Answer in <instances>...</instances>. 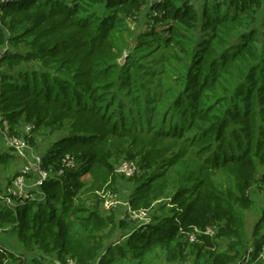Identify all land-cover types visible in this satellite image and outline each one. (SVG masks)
<instances>
[{"label":"trees","instance_id":"trees-1","mask_svg":"<svg viewBox=\"0 0 264 264\" xmlns=\"http://www.w3.org/2000/svg\"><path fill=\"white\" fill-rule=\"evenodd\" d=\"M262 6L263 0H206L200 10L190 0L1 3L0 50L7 43L25 47L8 49L0 62V110L10 131L23 124L41 137L60 136L42 154L46 170L58 172L69 154L83 167L44 181V202L27 199L15 211L1 203L0 224H14L27 250L55 253L65 263L114 264L127 250L137 259L161 246L194 264H238L249 242L239 206L251 205L247 192L264 167V23L256 25ZM146 16L161 27L145 26L130 46L131 23ZM27 62L45 71H8ZM119 151L141 156L145 168L180 167L173 198L183 211L175 207L132 232L115 258L104 242L125 221L86 204L74 209L73 198L93 167L114 173L110 159ZM8 155L0 153V162ZM168 176L156 172L142 181L132 207L149 208ZM194 226L217 232L191 243L185 232ZM262 243L256 240L255 254ZM9 260L17 258L0 250V264Z\"/></svg>","mask_w":264,"mask_h":264},{"label":"rangeland","instance_id":"rangeland-1","mask_svg":"<svg viewBox=\"0 0 264 264\" xmlns=\"http://www.w3.org/2000/svg\"><path fill=\"white\" fill-rule=\"evenodd\" d=\"M205 1L206 0H190V2L195 4L198 9H202ZM213 1L214 0H210V3H213ZM1 2L2 0H0V4ZM145 15L146 14L144 13L142 17H144ZM146 19L149 20L148 23H145ZM146 19H137L134 26L133 22L131 23L135 32L133 38H128V44L130 46H134V44H137V35H139V32H141L145 26H155L157 28L161 27V23L157 24L151 18L148 19V16H146ZM263 23L264 17L261 21L258 19L257 24H255L262 25ZM19 47L21 48H16L12 46V44L7 43L0 51L4 49H25L23 44H21ZM126 49L127 48H125L124 53L119 60L121 64L125 63L128 59V49ZM1 70L2 66L0 65V71ZM8 71L16 75H18L21 71H37L40 74L45 71V69L40 62H27L17 65L16 68L8 69ZM6 126L10 131V123L7 122ZM27 127L26 129H24L23 124H21L16 129L18 133L16 132V134H14L10 131L11 135H15L16 137H18L22 143L25 142L28 145L29 149L32 151V153L28 154L25 158H23V156H19L13 150V148H11L7 144L6 141L8 137V131L4 128L0 130V153L9 154L8 157H5V162H0V204L4 200V194L8 193V190L10 189L9 186L13 185L15 178L20 175L21 169L24 168L25 164L34 162L32 159V155L39 157L41 156L43 161L42 154H44L49 146L58 137H60H41L42 135L35 134L32 129H30L31 127H29L30 131H28ZM70 156L74 158V156ZM186 156L189 159L194 160L190 151H187ZM127 161H133L136 163L137 169L135 170V173L130 176L118 174L116 172V169L119 164L121 162L123 163ZM110 162L114 167V173L112 175L109 174L105 176V172L100 167H93L90 172L82 176L81 180L83 181L84 187L79 191L78 195L73 198V202L75 204L74 209L83 208L86 204L87 206L91 207V209L98 210L100 212V215H109L116 219L118 222H120L121 220L125 221V225L117 227V229L112 233L111 239H106L104 242L106 246H113L111 250L113 251V254L111 255L116 258V256L121 255L123 247H126L131 233L134 231L136 232L147 225V223L142 220L132 219V213L130 212V209H132L133 211H148V217L151 222L155 218L160 221L162 217L166 215H172L171 210L175 207L176 212L183 211L182 208L179 207L177 201L175 202L173 198V189L176 185V179L178 177V174L176 172H179L181 168L170 167L168 170H166V168H164L162 165L154 168H145L143 166V162L141 161V156H137L136 158L132 159L131 157L120 151L112 154ZM68 165L69 166H67L66 169H70L69 167H72V169L81 170L83 167L81 163L77 162L76 158L73 160V163L69 161ZM42 167L43 169H41V171L43 173L44 170L47 171L43 165ZM165 171L169 175L168 177L170 179V182L167 186H163L164 194H160L158 196H156L158 194L157 192L153 194V202L149 208H133L130 203V199L141 182L156 172L161 174ZM40 173L41 172L38 170H33L32 173L26 175L25 182L28 186V190L31 192V194H34L32 197L33 199L31 198L30 200L37 203L44 202L47 198L46 196L43 199L42 195H40L41 191L44 192L42 186L40 189H37L36 187L40 179H42L43 177L42 175L40 177ZM263 175L264 167H259L256 180L252 183L250 189L247 192V195L251 201V205L249 207L239 206L242 211H244L243 216L241 217L244 220L242 219L241 225L243 228H245L246 237L249 240L247 248L243 249L244 252L242 253V256L239 260L241 261L251 249V247H253V254L255 255V257L253 255V260H255L254 264H264V258L256 260V258L259 256V251L258 254H255L256 240H258L259 242L263 241L264 239V183L261 181ZM219 176V181H222L224 184H228L230 182V179L226 175L219 174ZM49 178L50 176L48 177V179ZM196 194V192L192 193V195L194 196ZM17 199L18 198H16V202H18ZM2 205L15 211L20 204H12L11 206L5 204ZM60 206H62L61 203H59V207ZM81 212L82 210H79L78 213ZM221 243L224 244L225 241H222ZM0 246L3 247L4 250L12 253L17 258V261H12V264H57V262H59L60 264H78L72 258H66L67 261L65 263V260L59 259L55 253L42 254L34 249L27 250L23 243L20 241L14 224H0ZM222 247L225 248L224 245ZM104 250L106 252V249ZM131 254L132 251L127 250L126 255L118 257L117 261L114 262V264H194L192 260H182L178 257L174 258L173 249L168 250L167 248L164 249L161 246L152 248L150 251L146 252L145 256H142L141 258L132 259L133 256ZM7 263L10 264V260L6 261V264ZM98 263L99 261L95 260L92 264Z\"/></svg>","mask_w":264,"mask_h":264},{"label":"built area","instance_id":"built-area-1","mask_svg":"<svg viewBox=\"0 0 264 264\" xmlns=\"http://www.w3.org/2000/svg\"><path fill=\"white\" fill-rule=\"evenodd\" d=\"M6 0H2L1 3L5 2ZM8 49H4L2 51H0V62H1V58L4 55V53L7 51ZM7 122L9 123V121L4 118L1 110H0V130L2 128L6 129L8 131V137H7V144L13 148V150L19 155V156H23V158L27 157L28 154H31L32 151L29 149L28 145L24 142L22 143L20 141V139L18 137H16L15 135H11L10 131L8 130V127L6 126ZM29 127H31L30 129H32V126L28 125V131H30ZM21 143V144H20ZM26 152V153H24ZM32 159L34 162H30L28 164H25L24 168L21 169L20 175H18L12 186H9L10 189L8 190L7 194H4V200H3V204L11 206L12 204H23L27 199H31L33 197V194H31V192L28 190V186L26 185V175L29 173H32L33 170H38L40 171V177L41 175L43 176L42 179H40L38 185L36 186L37 189L41 188L42 183L44 181H46L48 179V177H54L55 175H62L65 171V168L68 165V162L71 161L73 163V160L75 158L71 157L70 155H67L64 160H63V167L56 173H54L52 170H44V173L41 171V169H43L42 165H43V161H42V157L40 156H33L32 155ZM137 169L136 163L133 161H127V162H121L119 164V166L116 169V172L120 175H133L135 173V170ZM47 175H46V174ZM43 199L46 197V194L41 191V194ZM16 198H18V202H16ZM33 199V198H32ZM130 212L132 213V219L134 220H142L145 223H149L150 219L148 217V211H137V210H132L130 209ZM216 231V227H207L206 229H201L197 226L192 227L190 230L186 231L185 234L187 235V238L189 239V241L191 243L194 242H198L200 240L199 235H210L213 236L215 234ZM0 250L2 251H6L4 250L3 247L0 246ZM253 252H254V248L251 247V249L248 251L246 257L244 258V260L242 261L243 264H253L255 260L252 261L253 258ZM260 258H264V239H263V243H262V247L261 250L259 251V256L256 258V260H259Z\"/></svg>","mask_w":264,"mask_h":264},{"label":"crops","instance_id":"crops-1","mask_svg":"<svg viewBox=\"0 0 264 264\" xmlns=\"http://www.w3.org/2000/svg\"><path fill=\"white\" fill-rule=\"evenodd\" d=\"M200 10V9H199ZM263 17H264V0H263V6H262V8H260L259 9V11H258V19L261 21L262 19H263ZM258 19H257V21H258ZM23 128H24V125H23ZM39 191V190H38ZM34 195V194H33ZM40 197V196H39ZM247 255V254H246ZM246 255H245V257H246ZM254 255V254H253ZM244 257V258H245ZM254 257H255V255H254ZM244 258L241 260V261H239L238 262V264L240 263V264H243L242 263V261L244 260ZM252 260H253V258H252ZM57 264H60L59 262H57ZM254 264V263H253Z\"/></svg>","mask_w":264,"mask_h":264},{"label":"bare ground","instance_id":"bare-ground-1","mask_svg":"<svg viewBox=\"0 0 264 264\" xmlns=\"http://www.w3.org/2000/svg\"><path fill=\"white\" fill-rule=\"evenodd\" d=\"M2 251V250H1Z\"/></svg>","mask_w":264,"mask_h":264}]
</instances>
